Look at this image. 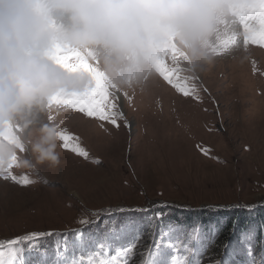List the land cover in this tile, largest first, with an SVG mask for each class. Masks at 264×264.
<instances>
[{
	"label": "rangeland",
	"instance_id": "1",
	"mask_svg": "<svg viewBox=\"0 0 264 264\" xmlns=\"http://www.w3.org/2000/svg\"><path fill=\"white\" fill-rule=\"evenodd\" d=\"M260 54L264 49L252 45L245 51L241 36L237 49L197 74L199 102L181 97L158 77L143 91L134 95L129 91L131 105L117 94L130 129L123 121L117 130L60 109L57 122L64 120L62 127L78 138L89 160L100 163L77 157L58 142L59 166L39 165L27 173L35 184L20 187L0 180V241L53 232L55 236L39 242L43 257L26 255V264H40L42 258L51 264L65 245L72 254L77 243L70 235L73 230L79 229L90 244L104 241L105 225L111 223L118 231L124 229L127 239L139 235L132 264H140V253L159 240L162 231L172 230L173 241L186 245L199 230L200 264H250L252 259L264 264V228L235 229L236 236L225 243L228 251H235L222 259L207 253L215 222L205 229L201 223L175 220L176 211L204 210L213 217L215 211L233 210L251 217L253 210H264V77L259 75L264 72V58ZM203 149L209 150L207 154H202ZM13 174L21 175L16 170ZM120 208L149 211H117L84 229L77 223L82 217L91 219V212ZM157 215L162 219H154Z\"/></svg>",
	"mask_w": 264,
	"mask_h": 264
},
{
	"label": "clouds",
	"instance_id": "2",
	"mask_svg": "<svg viewBox=\"0 0 264 264\" xmlns=\"http://www.w3.org/2000/svg\"><path fill=\"white\" fill-rule=\"evenodd\" d=\"M234 0H0V170L56 168L63 94L94 86L82 56L117 90L156 79L153 50L172 38L193 75L211 66L212 46L234 24ZM68 57H71L69 59ZM55 112V115H53Z\"/></svg>",
	"mask_w": 264,
	"mask_h": 264
},
{
	"label": "snow or ice",
	"instance_id": "3",
	"mask_svg": "<svg viewBox=\"0 0 264 264\" xmlns=\"http://www.w3.org/2000/svg\"><path fill=\"white\" fill-rule=\"evenodd\" d=\"M234 3L238 5L233 12L234 24H225V31L217 36L216 42L212 46V55L216 58L230 55L237 49L241 36L245 51L249 45L264 49V0H234ZM68 58L71 59V57ZM244 59H248V57L245 56ZM241 62L243 63V61ZM151 63L156 77L173 88L181 97H191L193 101L199 102V89L196 86L198 75L185 74V69L181 67L183 56L175 48L171 37L163 40L153 50ZM63 66L70 71L77 69L87 71L93 77L94 86L83 94H59L53 97L52 104L70 109L73 113H82L86 118L106 122L117 130L120 127L119 122L123 121V126L130 129V125L118 106L119 97L117 95L122 94L131 105L132 99L129 97V92L114 88L82 56L75 67L70 64ZM252 67L253 75H256L255 61H252ZM259 75L264 77V72H260ZM131 92L133 95L135 94V91ZM58 139L64 150L92 164L98 165L100 163L99 160H89V154L81 147L78 138L68 134L67 131L60 133ZM245 150L247 151V149ZM208 151L203 149L202 154H207ZM0 180L11 181L20 187H28L37 182L31 179L29 175L16 176L11 170H0ZM157 207L162 206L157 205ZM248 210L250 211L251 208ZM117 211L124 213L127 211L148 212L149 210L106 209L91 212L88 214L91 219L82 217L77 223L80 229H84L98 223L101 217L113 215ZM154 219L160 220L162 216L157 215ZM105 229V240L90 244L85 243L79 229L73 230L70 235L76 238L77 243L73 246L72 254L69 255V250L65 245L63 252L57 251L55 261L51 264H132L139 246V235L127 239L128 233L124 229L118 231L116 226L111 223L105 225ZM55 235L53 232L30 233L16 239L0 241V264H26V255L33 253L43 257L44 254L39 251V242ZM200 240L199 230H195L190 235V242L186 245L178 240L173 241L172 230L162 231L160 239H154L152 246L140 253V264H200L196 258L200 252V248L196 245L199 244ZM249 255H252L251 249H249ZM40 264H49V262L42 258ZM250 264H257V262L252 259Z\"/></svg>",
	"mask_w": 264,
	"mask_h": 264
},
{
	"label": "trees",
	"instance_id": "4",
	"mask_svg": "<svg viewBox=\"0 0 264 264\" xmlns=\"http://www.w3.org/2000/svg\"><path fill=\"white\" fill-rule=\"evenodd\" d=\"M214 213V214H213ZM213 217L208 215V212L204 210H193V211H176V222L180 220H185L186 222H196L205 225V229L212 222L214 223L215 233L211 235L210 244L207 248L208 255L211 258H222L228 256L227 254H233L234 249L228 251L225 247V243L232 240L236 235L234 230L238 227L254 226L258 232L261 228H264V210L260 209L257 211H252L253 215L246 216L247 212L241 213L231 211H215L213 212ZM250 213V214H251ZM248 214V215H250ZM181 216V217H179ZM224 220V221H223ZM177 224V223H176ZM205 253V254H207Z\"/></svg>",
	"mask_w": 264,
	"mask_h": 264
},
{
	"label": "bare ground",
	"instance_id": "5",
	"mask_svg": "<svg viewBox=\"0 0 264 264\" xmlns=\"http://www.w3.org/2000/svg\"><path fill=\"white\" fill-rule=\"evenodd\" d=\"M259 54V53H258ZM261 55V54H260ZM261 57L264 58V55H261ZM234 67V66H233ZM233 67H231V69H234ZM169 94V93H168ZM186 101V100H185ZM187 102V101H186ZM264 105V104H263ZM178 144V143H177ZM177 146V145H176ZM85 167V166H84ZM231 249V248H230ZM236 256V255H235Z\"/></svg>",
	"mask_w": 264,
	"mask_h": 264
}]
</instances>
